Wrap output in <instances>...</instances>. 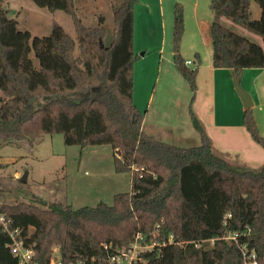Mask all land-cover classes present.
<instances>
[{
  "label": "trees",
  "instance_id": "1",
  "mask_svg": "<svg viewBox=\"0 0 264 264\" xmlns=\"http://www.w3.org/2000/svg\"><path fill=\"white\" fill-rule=\"evenodd\" d=\"M72 17L77 41L54 23L49 36L20 31L0 0V144L61 134L66 146H110L117 173H129L132 190L113 204L79 209L64 202L43 206L6 204L0 213L35 252L32 264H50L59 247L61 264H113L139 241L147 247L135 264H247L244 253L264 264V165L234 167L216 152L203 123L190 111L200 145L179 147L143 129L146 111L134 101L135 10L140 0L113 8L112 38L102 18L83 24L75 0H31ZM261 9L254 18L252 3ZM212 66L241 81L247 69H264V48L225 26L226 18L264 40V0H210ZM184 7L175 5L173 53L177 70L196 94L198 69L181 56ZM108 38V39H107ZM32 55L38 60L37 66ZM244 126L264 149L252 115ZM238 234L237 242L230 238ZM213 242L209 247L207 243ZM0 223V264H20Z\"/></svg>",
  "mask_w": 264,
  "mask_h": 264
},
{
  "label": "rangeland",
  "instance_id": "2",
  "mask_svg": "<svg viewBox=\"0 0 264 264\" xmlns=\"http://www.w3.org/2000/svg\"><path fill=\"white\" fill-rule=\"evenodd\" d=\"M4 1L20 31H28L33 37L49 36L57 23L77 41L74 22L66 12L39 8L31 0ZM121 4L122 0H75L83 24L95 28L103 18L108 38H112L115 29L113 8ZM177 4L184 7L185 15L181 56L192 62L189 68L198 69L196 94L180 75L174 60ZM253 5L255 13H261L260 7ZM135 15L134 101L146 111L145 131L179 147L199 146L200 135L191 121L192 110L206 128L215 151L232 166L258 169L264 165V149L252 139L243 123L245 109L235 75L231 70L212 66L214 18L210 0H140ZM255 18L259 19L257 15ZM228 27L264 48L261 36L232 22ZM32 59L38 66L34 55ZM240 85L255 104L252 115L264 137V69L245 70ZM3 97L0 90V98ZM25 176L27 182L22 181ZM131 190V175L116 172L110 146H66L61 134L46 136L34 146L28 142L0 144V208L17 202L37 206H43L41 202H64L75 209L101 202L112 205L116 194ZM140 240L134 243L137 247L132 251L133 257L144 250ZM207 244L211 247L213 242ZM58 254L59 247H55L53 257L59 259ZM247 264L254 263L247 260Z\"/></svg>",
  "mask_w": 264,
  "mask_h": 264
},
{
  "label": "built area",
  "instance_id": "3",
  "mask_svg": "<svg viewBox=\"0 0 264 264\" xmlns=\"http://www.w3.org/2000/svg\"><path fill=\"white\" fill-rule=\"evenodd\" d=\"M187 65H191V61L186 62ZM0 223L3 225L4 229L9 233L11 237V249L12 253L15 257H17L20 261V264H32L33 257L35 256V252L32 248H29L25 245L24 241L19 238V232L18 231H10L8 228V224L6 221V217L0 213ZM239 235L233 234L230 236V238L237 242ZM138 239H142L141 236L138 237ZM138 242V241H137ZM137 246L133 245L128 250L124 251L122 250L117 257L112 258L113 264H135L138 261H142L139 256L133 257L132 251ZM147 247H144L146 249ZM138 254V253H137ZM246 261L249 260L250 262L257 264V258L256 255H248L247 253H244ZM50 264H61L60 260L56 257H53Z\"/></svg>",
  "mask_w": 264,
  "mask_h": 264
},
{
  "label": "water",
  "instance_id": "4",
  "mask_svg": "<svg viewBox=\"0 0 264 264\" xmlns=\"http://www.w3.org/2000/svg\"><path fill=\"white\" fill-rule=\"evenodd\" d=\"M235 84H236L238 95L242 100L245 111L252 109L254 107V102L251 96L241 87L240 81L238 78L235 79ZM22 181L27 182V176L22 178Z\"/></svg>",
  "mask_w": 264,
  "mask_h": 264
},
{
  "label": "crops",
  "instance_id": "5",
  "mask_svg": "<svg viewBox=\"0 0 264 264\" xmlns=\"http://www.w3.org/2000/svg\"><path fill=\"white\" fill-rule=\"evenodd\" d=\"M253 3H255V2H253ZM253 3H252V10H253V8H254V10H253V13H254V18H255V16L257 15V17H261V13L259 12V13H255V6L253 5ZM211 8V7H210ZM212 11V10H211ZM213 12V11H212ZM136 16V15H135ZM213 18H214V13H213ZM256 19V18H255ZM221 22L225 25V26H227L228 27V25L231 23L230 22V20H228V19H226V18H221ZM135 23H136V17H135ZM135 42H136V36H135V41H134V48H135ZM212 55H213V51H212ZM143 56V55H142ZM199 56V58H200V55H198ZM198 89H199V87H198ZM254 106H255V104H254ZM145 122V121H144ZM143 127H144V124H143ZM144 130H145V128H143ZM207 131V130H206Z\"/></svg>",
  "mask_w": 264,
  "mask_h": 264
}]
</instances>
